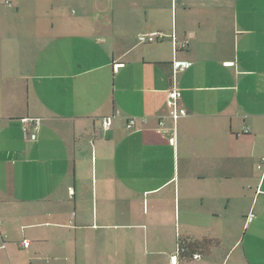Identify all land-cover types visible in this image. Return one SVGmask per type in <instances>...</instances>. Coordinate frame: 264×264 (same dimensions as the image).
I'll use <instances>...</instances> for the list:
<instances>
[{
  "label": "crops",
  "instance_id": "0c3cea01",
  "mask_svg": "<svg viewBox=\"0 0 264 264\" xmlns=\"http://www.w3.org/2000/svg\"><path fill=\"white\" fill-rule=\"evenodd\" d=\"M8 1L6 264L20 250L30 264H264V0ZM172 87L187 114L161 132ZM26 116L41 118L35 140L24 138ZM205 238L215 244L198 259L176 252L178 239Z\"/></svg>",
  "mask_w": 264,
  "mask_h": 264
},
{
  "label": "built area",
  "instance_id": "2783aa9c",
  "mask_svg": "<svg viewBox=\"0 0 264 264\" xmlns=\"http://www.w3.org/2000/svg\"><path fill=\"white\" fill-rule=\"evenodd\" d=\"M5 3L9 4L8 0H3ZM158 37H160L159 32H152L148 34H144L138 37V40L141 42H150L156 40ZM190 65V62L188 61H175L174 67L176 69H183L187 66ZM166 113L159 116L158 122H157V127L158 129L162 132H166L168 127H167V122H176L178 119H180L183 116H186L187 110L184 107V105L181 103V93L180 90L176 87H172L171 89L168 90L167 93V100H166ZM21 122L23 123L22 125V130L24 132V137L26 139L30 140H35L37 136L36 129L41 123V118L40 117H35V116H26L21 118ZM111 119L110 117H105L101 119V124L103 127H108L110 125ZM127 128H135L137 127V119L135 117H130L127 120L126 123ZM248 129H245V132H247ZM172 140V139H171ZM251 215L248 217L251 219ZM3 235L0 232V238H2ZM28 240L24 239L19 242V246L21 247H26L28 245ZM200 256L198 254H194L193 258L198 259Z\"/></svg>",
  "mask_w": 264,
  "mask_h": 264
},
{
  "label": "rangeland",
  "instance_id": "374dc122",
  "mask_svg": "<svg viewBox=\"0 0 264 264\" xmlns=\"http://www.w3.org/2000/svg\"><path fill=\"white\" fill-rule=\"evenodd\" d=\"M87 1V4H86V6L88 7V0H86ZM78 6L77 5H75V4H72V3H68V4H66V10L69 12V13H73V15L78 11ZM7 74H11V72L10 73H7ZM36 117V116H35ZM39 126H40V124H39ZM39 126L37 127V129H36V132L38 131V129H39ZM23 131V130H22ZM23 134H24V132H23ZM25 138V137H24ZM26 139V138H25ZM28 140V139H27ZM30 140V139H29ZM219 153H220V149H219V151H218ZM225 158H228L229 159V157H227V155L225 156ZM215 169L217 170V171H220V174L221 173H224V172H226L225 171V167L223 166V165H221V163H220V168L219 167H215ZM220 211H221V203H222V201H224V200H227L226 198H223V197H221L220 196ZM180 202L183 204V209H186V206H187V204L188 203H191V199L190 198H187V199H185V197H180ZM231 202H232V200H231ZM230 202V209H231V212H232V210H233V204ZM239 206H236L234 209L236 210L237 208H238ZM221 215H220V225H218V227H220V230L223 228V226L224 225H222V221H221ZM217 226H216V228H214V230H215V232L218 234V236L220 235L219 233H220V230H219V228H218ZM232 231H234V232H237V230H236V228L235 229H233ZM232 233V235H234L235 233ZM1 239H3V237L2 238H0V240ZM2 241V240H1ZM0 250H2V251H0V264H6V260L8 259V255H7V253H5L4 252V250L1 248V243H0ZM21 251V252H20ZM20 251H17L16 253H14V252H11V257H13L16 261L15 262H17V264H30L29 263V261L27 260V258H25V251H23V250H20ZM176 252H177V249H176ZM224 252V250H223V248H219V246L218 247H216L215 248V255H217V256H220V257H222V253ZM205 257V256H204ZM203 257V258H204ZM20 258V259H19Z\"/></svg>",
  "mask_w": 264,
  "mask_h": 264
},
{
  "label": "trees",
  "instance_id": "16d2710c",
  "mask_svg": "<svg viewBox=\"0 0 264 264\" xmlns=\"http://www.w3.org/2000/svg\"><path fill=\"white\" fill-rule=\"evenodd\" d=\"M23 125V123H22ZM215 244L212 239H203L201 241H188V240H179L177 241L176 249L178 255L188 254L190 258H193L194 254H198L200 257L205 252L209 251L210 248ZM207 250V251H206ZM199 257V258H200Z\"/></svg>",
  "mask_w": 264,
  "mask_h": 264
}]
</instances>
